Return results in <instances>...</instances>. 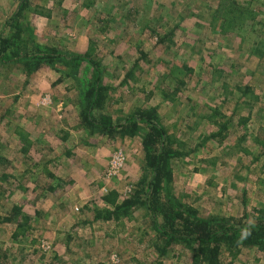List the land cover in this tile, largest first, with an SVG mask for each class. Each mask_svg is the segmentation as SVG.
<instances>
[{
	"label": "rangeland",
	"instance_id": "1",
	"mask_svg": "<svg viewBox=\"0 0 264 264\" xmlns=\"http://www.w3.org/2000/svg\"><path fill=\"white\" fill-rule=\"evenodd\" d=\"M236 1L255 16L244 35L223 31L222 0L29 2L20 23L28 52L88 58L78 74L65 59L31 76L19 60L0 59V264H192L181 244L161 253L143 206L94 220L110 207L103 194L129 197L150 174L141 133L110 136L84 124L89 61L108 87L92 113L116 123L155 107L181 141L183 155L171 160L175 197L205 215L264 208V112L255 114L264 108V0ZM20 2L0 0V31ZM18 218L26 219L19 227ZM221 264H264V252H223Z\"/></svg>",
	"mask_w": 264,
	"mask_h": 264
},
{
	"label": "trees",
	"instance_id": "2",
	"mask_svg": "<svg viewBox=\"0 0 264 264\" xmlns=\"http://www.w3.org/2000/svg\"><path fill=\"white\" fill-rule=\"evenodd\" d=\"M30 1L21 0L6 20L8 32L0 31V59L3 62L19 60L28 76L44 64H51L59 69L54 64L67 59L68 62L64 65H74L76 68L74 74H78V68L87 61V52L66 57L53 48L42 50V53H30L25 48L27 36H23L20 23L24 18L22 12ZM238 4L236 0H222L218 14L222 9L220 17L223 20L221 22L223 31L231 30L234 34L236 31H243L241 35H244L247 29L254 26L255 16L252 15L247 3L244 7ZM84 5L90 7L92 1L84 2ZM89 63L92 65L86 64L88 68L94 69L95 77L87 83L84 93L87 103V109L81 111L84 124L91 129L99 128L110 136L115 132L120 134L127 132L132 136L141 133L144 170L150 174L142 176L129 197L118 200V193L113 190L103 194V200L110 207L96 210L94 220L118 219L120 216H126L133 207L143 206L149 212L153 228L164 240L161 253L170 246L181 244L190 249L192 264H221L223 252L233 257L242 250L257 249L264 252V208L253 206L251 213L245 209L239 218L214 213L205 215L171 193V160L183 155V152L175 147L176 144L182 143L168 133L160 121L157 108H136L129 116L116 123L109 115L92 113L93 109L104 106L108 98V87L99 83L100 73L96 70L97 64L90 61ZM128 77L131 78L130 71L125 74V78ZM140 124L144 129L139 128ZM14 211L20 212L21 209L15 207ZM25 220L18 218L17 226L22 225Z\"/></svg>",
	"mask_w": 264,
	"mask_h": 264
},
{
	"label": "built area",
	"instance_id": "3",
	"mask_svg": "<svg viewBox=\"0 0 264 264\" xmlns=\"http://www.w3.org/2000/svg\"><path fill=\"white\" fill-rule=\"evenodd\" d=\"M117 154H119V158H118V156H115V158H118V159L116 161V164L112 162V166L113 167H117L118 165L121 164L122 157H120V155H122V153H121V151H119V152H117ZM113 159H114V157H113ZM110 165H111V161H110ZM108 171L107 172H108L109 176L114 172L113 169L112 170H108Z\"/></svg>",
	"mask_w": 264,
	"mask_h": 264
},
{
	"label": "crops",
	"instance_id": "4",
	"mask_svg": "<svg viewBox=\"0 0 264 264\" xmlns=\"http://www.w3.org/2000/svg\"><path fill=\"white\" fill-rule=\"evenodd\" d=\"M159 94H160V93H159ZM159 94H158V95H159ZM159 96H160V95H159ZM262 112H264V108L258 107V110H256V113H255V114H256V116H257V115H258V116H259V115L261 116V113H262ZM253 114H254V113L251 112V113L247 116V117H248V118H247L248 121L250 120V117H249V116H250V115H251V116H254ZM263 116H264V115H263ZM263 116H261V117H263ZM256 205H257V204H256Z\"/></svg>",
	"mask_w": 264,
	"mask_h": 264
}]
</instances>
